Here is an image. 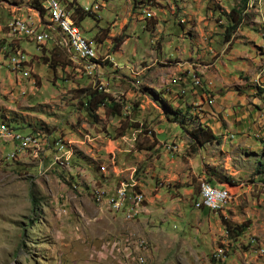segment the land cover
Returning <instances> with one entry per match:
<instances>
[{
	"label": "rangeland",
	"instance_id": "obj_1",
	"mask_svg": "<svg viewBox=\"0 0 264 264\" xmlns=\"http://www.w3.org/2000/svg\"><path fill=\"white\" fill-rule=\"evenodd\" d=\"M22 1L13 4L21 5L20 10L32 6L31 0ZM59 1L64 6L72 0ZM76 1L88 4L87 0ZM153 1L154 5L150 4L153 9L146 6L142 15L154 17L156 11L157 18L140 15L138 7L144 2L133 7L134 0H107L106 7L98 14L86 15L80 21L83 34L93 38L96 50L99 47L101 52L112 54L117 51L113 57L120 67L113 73L120 77L115 75L117 78L110 81L108 73H103L108 72L107 67L111 68L110 62L102 64L104 69H100L107 84L102 77L96 79L77 70L70 53L68 57L63 48L55 47L52 42L39 47L36 42L23 39L25 35H17L16 42L22 46L23 55L14 51L7 58L8 48L2 43L13 39L9 35L14 34L9 27L13 22L7 23L12 11L7 2L12 1L0 0V125L18 130L0 133V264H211V256L223 242L225 247L215 254L217 264H264V243L258 240L264 242V149L255 154L251 149L241 151L228 147L226 152L213 153L216 158L212 162L216 167L206 164L207 171L212 177L229 183L226 188L233 197L227 210H206L201 216L198 211L202 208L197 205L195 208L194 202L201 194L200 177L208 178L207 174L198 170L192 173L194 168L189 169L191 178L194 177L191 196L169 186L161 191L155 189L169 183L167 175L156 171L158 166L163 168L161 164L167 166L168 157L162 145L157 147L156 129H165L160 140L172 138L174 131L180 132L174 137L178 143L185 142L180 152L169 148V142L165 143L178 156L182 152L194 154L200 147L194 150L195 143L190 136L172 121L174 113H165L164 102L159 105L149 102L145 109L140 107L146 93L158 92L160 96L168 92L169 85L159 86L158 90L149 87L145 78L151 69H167L168 64L176 61L173 58L188 57L190 51L194 58L197 56L196 60L202 59L201 54L196 55L197 51L204 50L201 41L212 46L206 54L215 57L234 49L233 58L239 56L235 60L238 65L246 60L242 57L243 51L260 55L262 63L256 73H262L264 84V0ZM233 7L241 10L242 19L227 39ZM43 8L46 10V3ZM17 14L28 23V14L22 15L20 11ZM121 36L124 41L115 48ZM228 42L230 45L225 47ZM28 56L32 58L30 63ZM99 57V61L112 62L108 56ZM185 82L174 84L175 91L184 88ZM198 84H202L200 78ZM253 87L258 85L255 83ZM90 88L119 100L121 113L109 115L103 107L89 112L84 95ZM256 89L258 92L260 87ZM177 92L173 96L179 97ZM178 101L169 102L182 111L179 120L186 117V126L193 128L195 124L189 122H199L193 103L182 107ZM130 104L131 109L127 107L124 112L123 105ZM35 127H41L48 137L23 136L22 133H30ZM14 134L22 135L23 143L30 145H23ZM52 138L59 140L53 145ZM257 139L264 147L263 137L257 136ZM43 152L49 158H44ZM168 155L170 159L175 158ZM179 160L188 167L187 156ZM80 166L84 167L83 172ZM74 172L79 184L72 186ZM100 172L110 181L119 175L140 185L152 199L149 216L133 221L142 213L131 217L132 207L125 214L126 209L116 211L110 208L113 204L99 203L96 190L92 189L102 188L90 185V180L93 178L100 184ZM232 184L238 187L232 188ZM33 195L39 201L35 208ZM225 212L234 223L248 221L252 228L249 226L243 236L230 239L221 221ZM211 216L219 222H208L205 227V221L201 220ZM252 240L257 248L250 246Z\"/></svg>",
	"mask_w": 264,
	"mask_h": 264
},
{
	"label": "crops",
	"instance_id": "obj_2",
	"mask_svg": "<svg viewBox=\"0 0 264 264\" xmlns=\"http://www.w3.org/2000/svg\"><path fill=\"white\" fill-rule=\"evenodd\" d=\"M106 2L107 0H101V4H97V6L95 5L92 6V14H98L99 10L101 11L102 8L106 7L105 4ZM151 2L153 4L154 1L152 0ZM85 6H90V3L81 5L82 8ZM98 7L99 9H97ZM20 9H22L21 6L15 7L13 9V16L18 15L17 11H20L22 15L23 13H25V10H20ZM86 10H88V8H86ZM140 15L143 17L142 14ZM138 20L139 19H137L136 22H138ZM9 22L10 21H8V24ZM136 22H135V26L137 25ZM114 23H116V21ZM64 38L67 39L65 36ZM51 42L53 43V45L58 46L57 48H60V41L51 40ZM96 42L97 45H99L97 39ZM201 43L204 50L197 51L196 55L201 54L202 59L196 60L197 56L196 58H194L195 56L191 54L190 51L188 57L173 58L172 60H176V61H173L172 62L173 64H168L170 66H168L167 69L165 68L151 69V73H149L145 78V80H147V82L150 83L149 87L158 90L159 86L164 87L169 85V87L167 88L168 92H166L168 96H166V94L159 96L157 94L158 92L154 93L153 91H151L152 93L150 94L146 93V96L144 97L140 107L141 109H145L146 105L149 102H151L153 105L156 104L159 105V101L160 102L162 101L164 103L165 102L169 103L174 109H176L173 106V104H171L173 99H180V102L178 101V105L180 103L182 107H185L186 105H191L189 103H193V106L196 109L194 111L198 114L199 122L204 126L210 127L213 130L214 134L220 138V142L214 141L212 143L211 142L207 143L208 144L207 147H204L206 145L205 144L203 147L199 148L198 151H195L194 154L191 155L189 154L187 155L186 152L183 153L181 149L182 153H179L180 156H178V154H175V152H170L166 148L165 143L166 142H169V144L172 143L170 145L168 144V147L174 149L175 151L177 150L179 151L180 146H184L185 142L182 141L181 143L180 142L178 143L177 141H175L174 137L178 135L180 132L174 131L173 132L174 135L172 136V138L170 139L168 138L166 140H160L159 136L165 134V129L164 128H160V130L156 129V138L158 141L157 147L162 145L163 146L162 150L168 156L165 159V165L167 166L164 167L163 164H161L163 168L161 169L158 166L156 171L157 173L162 171L163 176L167 175L168 176L167 181H169V183H164L163 185H161L162 186L161 189H159L156 186L155 189L158 191H161L163 188L169 186V188L171 187L176 191L178 190V192L182 194L187 193L188 196L194 195V184H193L194 177L191 178V174L189 173L190 168H194V170H192V173L198 170L199 173L201 172L203 173V175L207 174L208 179H210L211 182H217V185H219L220 187H224V186L229 187V183L220 180L216 176L212 177L210 172L207 171L208 169L206 167V164L209 166L216 165L214 164L215 162H212L216 158V154L213 153L218 152V154H220L222 152H226V149H228V147L231 148V150H241V151L251 149L252 153L255 154H259V152L264 149L263 142L257 139V136H264V84L262 83L263 82L262 73H256L259 64L262 63L261 56L255 52L250 53L247 51H243L242 57L245 56L246 60L243 61L242 65H238L235 60H238L239 56H237V58H233V51H235L234 49L230 48L226 53L224 52L223 55L219 54L217 57H215L210 53L206 54L207 51L209 52L211 51V49H213L212 46L209 47L207 44H205V41H201ZM228 45H230L229 42L225 45V47ZM223 49L216 52L217 53L221 52ZM97 51L99 56L100 55L104 56V54H102L99 48L97 49ZM65 52L66 54L70 53V57L69 54L67 56L72 61H74L73 64L76 65L77 70L88 76L90 75L88 71V69L90 68H86V66L83 65L76 58L77 55L74 51H68V52L65 51ZM114 54H117V51L116 53L113 54L109 52H105V56H108V58H111L112 60V62L109 61L112 63L111 65L112 69L110 67H107L108 72L103 71V73L105 74L108 73V76H110L108 77V80L110 81L115 80L117 77H120L117 73L116 74L113 73V71L117 67H120L115 62V59L113 57ZM185 54L186 52L184 50L183 55ZM30 61H32V58ZM107 61L108 60H105L104 62L99 61L95 65H102ZM200 62L203 64L201 65ZM102 67L103 66H101V69ZM114 72H116V70ZM192 72H198L199 74L198 77L202 80V87H200V89L193 88V81H191V76H190V73ZM178 76H181L183 79L178 78ZM100 77L104 79V76H100ZM105 81L108 84L107 80ZM155 81H158V83H155ZM182 81H186L184 83L185 87L182 88L186 90L185 93L184 94L181 93L182 89L180 90L178 89L176 91H178L177 96L179 97L173 96L176 92L173 83H181ZM255 83L258 85V87H260V89H258V92L256 89L258 87H253ZM171 96H173L174 98L171 99ZM211 98L213 99V102L209 103V100ZM173 124L177 125L174 122ZM173 142H175L174 143L175 146H173ZM207 153H209L210 155L206 156ZM168 154H170V156H175V158L170 159ZM181 156H185V157L187 156L188 167L186 166L185 163L179 160ZM79 169L83 172L84 167L80 166ZM202 179H207V177H202V178L200 177V181ZM98 180L100 181V184H98L97 181L92 178L90 180V185L95 186L97 184L98 186H101L102 189L109 192L123 191L125 190V186L128 185L129 187H133V191L141 190L138 192L143 194V196L146 194V196H144V199L145 198L147 199L145 210L142 213V215H140L141 214L140 213L139 214L140 216L138 215L139 217H137L134 221H138L139 219H142L143 216H149V214L151 213L150 201L152 199L149 198L145 190H144L145 193L142 191L143 188L141 189V186H139L136 182L127 181L126 179H124L122 176L119 175H116L113 178V181H110L108 176L106 174H102L101 172L99 173ZM105 181L106 183H104ZM200 181H199V187H200ZM231 187L236 188L238 186L232 184ZM200 192H201V188H200ZM156 196L161 197V194L157 193ZM197 198L198 196L195 198V200ZM183 200L187 201V198H184ZM228 206L229 205H227V207ZM227 207L225 208L226 210ZM125 209H126L125 211L126 214L129 207H125ZM200 210L201 211L198 212H200V215L202 216V213H205V211L209 209H205V210L200 209ZM225 216L227 217L226 212H225ZM202 221H205L204 222L205 227L207 226L208 222H211V224H213L214 222L215 223L219 222L216 218H212V216L206 220L202 219L201 222ZM251 228L252 225L249 227V229ZM252 236H255V234H253Z\"/></svg>",
	"mask_w": 264,
	"mask_h": 264
},
{
	"label": "built area",
	"instance_id": "obj_3",
	"mask_svg": "<svg viewBox=\"0 0 264 264\" xmlns=\"http://www.w3.org/2000/svg\"><path fill=\"white\" fill-rule=\"evenodd\" d=\"M44 1L46 3L45 11H37L32 6L29 8H25V14H28L29 16V23H22L20 21V16H13V9L18 6H15L13 3L8 2L10 7L12 8L11 16L8 21L20 23L24 27V34H9L13 38L11 42L6 43V46L9 49V55H11V51H18L19 54L23 55V49H21V45H17L16 40H17V35H25L26 40L41 41V45H44L47 42H51V40H58L60 41V48H63L65 51H74L87 60V52L89 51V45H93V38L85 37V34H80V30H77L76 24L72 23V18L66 14V11L65 9L62 8L60 1H56V0H44ZM86 3H93V5L97 6V4H101V1L94 0L93 2L87 1ZM153 5H150V9H153ZM172 6H174L173 3ZM52 16L64 17L65 26H69L78 35V43H71L64 38V36L61 33V27H58L52 23ZM157 17H158L157 12H154V17H143V18L152 19ZM102 54L105 55L104 52H102ZM87 62L90 64L89 74L96 76V79H98L100 76H104V74L100 72L102 65H95L93 60H87ZM8 66L17 67L12 64H8ZM198 75H199L198 72L190 73L191 81H193V88L195 89L202 87V84H198ZM185 91H186L185 89H182L181 93L184 94ZM120 102L122 103V100H120ZM212 102L213 99L211 98L209 100V103ZM128 107L131 108L132 107L131 104ZM1 132L13 133V127L0 125V133ZM14 137H19L20 142L23 143L22 135L14 134ZM49 143H50V137H49ZM23 145H30V143H23ZM173 146H175V144H173ZM42 156H44V158H49V156L45 155V152L42 153ZM56 158H52V160H55ZM8 159H13V158H8ZM104 183H106V181ZM92 190H96L102 193V195H108L116 198V205L110 207V208H114L116 211H123L125 207H132V214L137 216V213H143L145 210L146 201L143 199L142 195L138 191H133V187H129L128 185L125 186V190L118 192L100 191V189H92ZM208 197L214 198V204L226 202L223 199V197L220 196V193L219 195L209 194ZM252 247H254L253 240H252Z\"/></svg>",
	"mask_w": 264,
	"mask_h": 264
},
{
	"label": "trees",
	"instance_id": "obj_4",
	"mask_svg": "<svg viewBox=\"0 0 264 264\" xmlns=\"http://www.w3.org/2000/svg\"><path fill=\"white\" fill-rule=\"evenodd\" d=\"M9 1H12L14 3H24V1H22V0H9ZM144 1L145 0H134L133 7L134 6L137 7V5L139 3L144 2ZM151 1L152 0H147L144 3H141L139 5V7H138V12L142 13L143 9L146 6L151 4ZM243 1L247 2L249 0H243ZM44 3H45L44 0H31L32 7L36 8L39 11L41 10L39 7H43ZM14 5L21 6V5H18V4H14ZM64 6L72 12V15L75 17V21H76V23L79 26H81L80 25L81 24L80 21L83 20L86 15H91L89 11H86V10L82 9L80 4H78L76 0H73L71 2H67V4L66 3L64 4ZM41 11H43V10H41ZM229 14H230L232 23L228 26V28L226 30L227 39H229V37L231 35V32L241 22V19H242L241 10H239L236 7H233ZM23 39H25V38H23ZM27 41L36 42V41H32V40H27ZM123 41H124L123 36L119 37L115 48H117L119 46V44H121ZM36 43L39 45V47L41 46V41L39 42L40 44L38 42H36ZM5 45H6V43L3 42L2 46L4 47ZM17 45H20V44L17 43ZM54 46L58 47L56 45H54ZM13 52L14 51H11V53H13ZM6 53H7V58H8L10 56L9 55V49H8V51ZM52 55H54L53 52H52ZM45 59H47V58H45ZM48 61L49 60H47V62ZM107 62H109V61H107ZM111 65H112V63H111ZM84 100H85V105L88 108L89 112L94 113L98 109L103 107V108L106 109V112L109 115H113L114 116V115H118V114L121 113L122 104H120L117 100H115V98H113L111 96L110 97L106 96V94H104L103 91H100V90H98L96 88L95 89H92V88L88 89L86 94L84 95ZM159 104H160V101H159ZM162 106H163V109L165 110V113H168L170 111L174 113V116H173L174 120H172V121H174L175 123H178L182 128H184L186 130V132L188 133V135L190 136L192 141L195 143L194 144V150H196L197 147L201 148L205 144L210 143V142L211 143L214 142V141L220 142V138L217 135L214 134L213 130L210 127L204 126L200 122H195V121L192 122L191 121L189 123L195 124V126L193 128H188V126H186V122L188 121V119H186V117L184 118V116H183V118H180V120H179V117H180L182 111L174 109L167 102H165V105L162 104ZM123 107H124V105H123ZM167 117H169V116H167ZM169 118L172 119L171 117H169ZM5 122H7V121H5ZM11 127H13V126H11ZM13 128L16 129L15 127H13ZM41 129H42L41 127H35L32 132L27 133V134H24V133H22V134H23V136H29V135L38 134V135H44V136L46 135L48 137L47 134L43 133L45 131H42ZM59 138H60V136H59ZM59 138L58 139L52 138L53 145H54V143H56L59 140ZM49 146L50 145H48V149H49ZM54 148L56 149L55 146H54ZM75 174H77V172H74L71 175V177H73V179L70 180L72 186L74 184H79L78 183V178H77V176H75ZM208 181L212 185H215V184H213L210 181V179H208ZM215 186L220 187L219 185H215ZM199 198H200V196H198V198L195 200L194 206L196 205V202L199 200ZM32 200H33V208H35L39 201L37 200V197L35 195H33ZM195 208H196V206H195ZM202 209H209V208L203 207ZM209 210H213V209H209ZM213 211H216V210H213ZM218 211H220V210H218ZM221 221H222V224L225 227V230H226V232L228 234V237L230 239H237L238 237L242 236L243 233L245 232V230L250 226V223L248 221H244V222H242L240 224H237V223H234L229 218H227V217H225L223 215H221Z\"/></svg>",
	"mask_w": 264,
	"mask_h": 264
},
{
	"label": "bare ground",
	"instance_id": "obj_5",
	"mask_svg": "<svg viewBox=\"0 0 264 264\" xmlns=\"http://www.w3.org/2000/svg\"><path fill=\"white\" fill-rule=\"evenodd\" d=\"M56 1H59V0H56ZM62 5V4H61ZM81 6V4H80ZM144 7V6H143ZM41 10L45 11L43 9V7H39ZM62 8L65 9L66 11V14L69 15L71 18H72V23L73 24H76V28L77 30H80V34H83L82 32V29H81V26H79L76 21H75V18L74 16L72 15L71 11L68 10L67 8H65L63 5H62ZM86 8H88V10H86ZM82 9L86 10V11H89L90 14H92V7L90 6H85L83 7ZM99 9V7L97 8ZM142 14V13H140ZM22 23H25L24 21L20 20ZM52 21L53 23L58 26V27H61V32L67 36V38L69 39V41L71 43H78V35L75 33V31H73L69 26H65V19L63 16H52ZM8 23V22H7ZM7 26V24H6ZM5 26V27H6ZM9 27L11 28L10 30L14 33V34H23L24 33V27L22 24L20 23H17V22H13L11 25H9ZM8 32V30H7ZM86 37V36H85ZM99 48V47H98ZM77 59H79L83 65L86 66V68H88L90 66V64L87 62V60H90V59H93L94 61H97L99 62V56H98V51L94 48L93 45H89V51L87 52V60L83 57H81V55L77 54ZM28 61L30 63V58L28 56ZM109 61V60H108ZM101 62V61H100ZM104 62V60H103ZM84 69V68H83ZM89 71V70H88ZM90 76V75H89ZM92 77V75L90 76ZM95 77V76H94ZM178 78H182L181 76H178ZM183 79V78H182ZM180 79V80H182ZM93 80V78H92ZM101 88L102 90L103 89V85H104V82L101 80ZM99 87V86H98ZM128 106L127 105H124L123 107V110L125 112V109L127 108ZM131 109V108H129ZM131 114V113H130ZM130 116V115H129ZM19 138V137H18ZM172 144V143H171ZM174 144V143H173ZM177 144V143H176ZM170 145V144H169ZM140 186V185H139ZM101 188V187H100ZM140 188V187H139ZM200 188H201V195H200V198L199 200L196 202V205L198 207H206V208H209V209H213V210H220L219 212H222L226 207L227 205L230 203V199L233 197V194L229 192V190L224 186V187H217L215 185H212L211 183H209V181L207 179H202L200 181ZM100 191H103L102 189H100ZM96 193V198H97V201L99 203H102V204H106L107 206H111L112 204L115 206L116 205V199L113 198L112 200L111 199H108L107 195H102V193L98 192V191H95ZM220 193V196L223 197V199L226 201V202H223V203H219V204H214V198L212 197H208L209 194L211 195H219ZM143 199H144V196L142 195ZM146 200V198H145ZM215 211V212H217ZM131 217H135V215H129ZM134 221V220H133ZM254 237V236H252ZM250 237L249 240L247 242L250 241V239L252 238ZM258 238V237H257ZM261 243H264L262 242L260 239H258ZM146 241L143 240L142 243L144 244ZM250 245V244H248ZM252 246V245H250ZM255 246V245H254ZM221 247H225V244L223 242V244L221 246H218V248L215 250V253L211 256L210 260H211V264H217V259L215 257V254L218 252V249L221 248ZM256 247V246H255ZM257 248V247H256ZM227 250V249H226ZM257 251V249H256ZM259 253V252H257ZM260 254V253H259ZM261 255V254H260ZM226 261V260H225ZM224 261V262H225Z\"/></svg>",
	"mask_w": 264,
	"mask_h": 264
},
{
	"label": "clouds",
	"instance_id": "obj_6",
	"mask_svg": "<svg viewBox=\"0 0 264 264\" xmlns=\"http://www.w3.org/2000/svg\"><path fill=\"white\" fill-rule=\"evenodd\" d=\"M141 189H142V187H141ZM142 191L144 192V190L142 189ZM145 193V192H144ZM146 195V194H145ZM146 201H147V199H146ZM226 217V216H225Z\"/></svg>",
	"mask_w": 264,
	"mask_h": 264
}]
</instances>
